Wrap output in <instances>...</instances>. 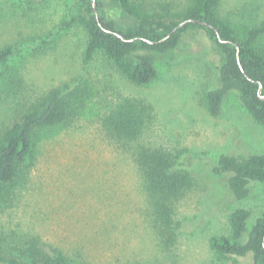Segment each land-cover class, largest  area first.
Masks as SVG:
<instances>
[{"label":"rangeland","instance_id":"1","mask_svg":"<svg viewBox=\"0 0 264 264\" xmlns=\"http://www.w3.org/2000/svg\"><path fill=\"white\" fill-rule=\"evenodd\" d=\"M134 1L148 13L187 4ZM80 11L79 0H0V47H25L0 74V133L54 87H69L71 107L69 120L40 132L16 183L0 186V253L24 264H44L41 255L56 250L83 264H232L210 239L232 236L236 208L249 209L255 221L264 210V182L237 200L214 167L222 154H264V127L236 90L221 115L208 112L204 94L220 86L213 40L204 32L186 35L157 63L158 77L137 85L101 51L85 61L86 29L66 24ZM219 13L241 37L263 20L264 0H222ZM259 46L264 50V37ZM132 99L145 107V123L135 139H123L107 118ZM144 146L185 150L198 164L194 186L171 198L169 226L160 218L159 228L138 165ZM240 261L253 264L252 255Z\"/></svg>","mask_w":264,"mask_h":264},{"label":"trees","instance_id":"2","mask_svg":"<svg viewBox=\"0 0 264 264\" xmlns=\"http://www.w3.org/2000/svg\"><path fill=\"white\" fill-rule=\"evenodd\" d=\"M96 2L98 15L94 0H79V15L66 22L70 27L81 24L86 29L85 61H90L101 51L131 82L146 85L158 77L157 63L176 50L186 35L204 32L213 40L219 55L220 86L208 90L203 97L208 112L213 116L221 115L227 94L236 90L250 116L264 127V50L259 46L264 37V18L258 25L247 28L240 37L219 13L222 0H187L183 8L167 4L161 12L155 13L146 12L134 0ZM189 19L205 21L209 25L190 21L179 26ZM218 33L233 43L221 42ZM24 49L23 45L0 47V74ZM68 89L54 87L48 90L0 133V186H13L20 178L28 161L34 157L39 134L44 128L56 127L70 119ZM144 123L145 107L141 101L133 99L125 101L107 118L109 127L123 139H135ZM137 159L148 182L159 228L160 218L169 226L172 222L171 198L194 186L198 164L185 150L171 152L145 146L140 149ZM214 172L227 177V185L235 199L244 200L253 183L264 182V154H222ZM252 217L249 209L236 208L229 216L232 236L216 235L210 239L211 247L232 264H241L240 257L248 254L252 255L253 264H264V210L253 222ZM168 243L172 244V236ZM32 248L41 255L36 242ZM41 256L44 264H83L58 250ZM0 264L24 263L16 256L0 253Z\"/></svg>","mask_w":264,"mask_h":264},{"label":"water","instance_id":"3","mask_svg":"<svg viewBox=\"0 0 264 264\" xmlns=\"http://www.w3.org/2000/svg\"><path fill=\"white\" fill-rule=\"evenodd\" d=\"M93 5H94V8H95V12H96L97 15H98V9H97V2H96V0H94ZM190 21H194V22L202 23V24H204V25H209V24H208L207 22H205V21H200V20H198V19H189V20H186V21L182 22L179 26H183L184 24H186L187 22H190ZM107 30H108V29H107ZM175 30H176V28H175L173 31H175ZM119 35H120V34H119ZM218 36H219L221 42H223V43H233V41H231V40H226V39L221 38L220 33H218ZM237 49H238V58H239V60H240V47H239L238 45H237ZM262 89H263V86L261 85V86H260V90H259L260 93L262 92ZM262 98H264V96H262Z\"/></svg>","mask_w":264,"mask_h":264}]
</instances>
